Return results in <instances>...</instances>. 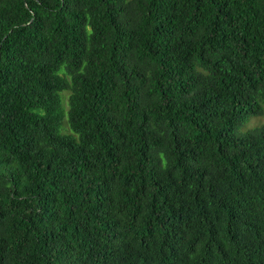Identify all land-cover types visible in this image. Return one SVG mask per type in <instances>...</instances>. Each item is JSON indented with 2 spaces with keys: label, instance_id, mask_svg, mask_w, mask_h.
<instances>
[{
  "label": "trees",
  "instance_id": "obj_1",
  "mask_svg": "<svg viewBox=\"0 0 264 264\" xmlns=\"http://www.w3.org/2000/svg\"><path fill=\"white\" fill-rule=\"evenodd\" d=\"M258 117L264 0H0V264H264Z\"/></svg>",
  "mask_w": 264,
  "mask_h": 264
},
{
  "label": "rangeland",
  "instance_id": "obj_2",
  "mask_svg": "<svg viewBox=\"0 0 264 264\" xmlns=\"http://www.w3.org/2000/svg\"><path fill=\"white\" fill-rule=\"evenodd\" d=\"M67 102V98L65 99V104ZM264 123V117H258V119H253L249 122V124L246 125V127L244 128L245 130L247 129H251L254 128L256 126H260Z\"/></svg>",
  "mask_w": 264,
  "mask_h": 264
}]
</instances>
